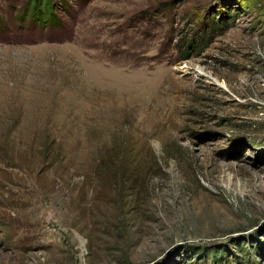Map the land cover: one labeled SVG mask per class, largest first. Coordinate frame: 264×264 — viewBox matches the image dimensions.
<instances>
[{"label": "rangeland", "instance_id": "374dc122", "mask_svg": "<svg viewBox=\"0 0 264 264\" xmlns=\"http://www.w3.org/2000/svg\"><path fill=\"white\" fill-rule=\"evenodd\" d=\"M28 1L0 0V264H264V0L43 29Z\"/></svg>", "mask_w": 264, "mask_h": 264}, {"label": "trees", "instance_id": "16d2710c", "mask_svg": "<svg viewBox=\"0 0 264 264\" xmlns=\"http://www.w3.org/2000/svg\"><path fill=\"white\" fill-rule=\"evenodd\" d=\"M53 2V3H52ZM47 3V4H46ZM46 4V8L43 7ZM53 0H29L27 2V7H25L24 12L20 16V20L23 22L29 21L33 28H60L63 27L62 24H58L57 8ZM59 10V9H58ZM65 10V7H63ZM27 11V12H26ZM37 13L39 15H37ZM215 21H211L207 25V32L210 34V38H214L215 35L222 34L228 29V25L225 23L224 27H217ZM3 26V27H2ZM4 29V23L0 17V30ZM190 42L184 45V48L188 49ZM192 47V44H191Z\"/></svg>", "mask_w": 264, "mask_h": 264}, {"label": "bare ground", "instance_id": "6f19581e", "mask_svg": "<svg viewBox=\"0 0 264 264\" xmlns=\"http://www.w3.org/2000/svg\"><path fill=\"white\" fill-rule=\"evenodd\" d=\"M263 172H264V169H262V170L260 169V170L258 171L259 174H262ZM256 176H257V175H256ZM257 180H261V181H262V179H259L258 177H257Z\"/></svg>", "mask_w": 264, "mask_h": 264}]
</instances>
